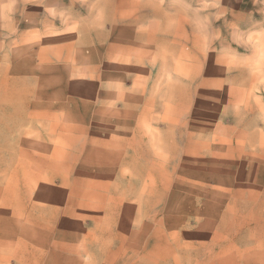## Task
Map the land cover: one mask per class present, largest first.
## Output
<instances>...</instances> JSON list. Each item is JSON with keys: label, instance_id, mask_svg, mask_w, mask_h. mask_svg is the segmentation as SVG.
I'll use <instances>...</instances> for the list:
<instances>
[{"label": "rangeland", "instance_id": "obj_1", "mask_svg": "<svg viewBox=\"0 0 264 264\" xmlns=\"http://www.w3.org/2000/svg\"><path fill=\"white\" fill-rule=\"evenodd\" d=\"M0 264H264V0H0Z\"/></svg>", "mask_w": 264, "mask_h": 264}]
</instances>
